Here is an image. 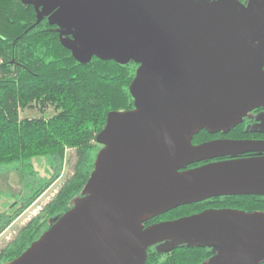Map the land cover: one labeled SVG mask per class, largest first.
Returning a JSON list of instances; mask_svg holds the SVG:
<instances>
[{
	"label": "water",
	"instance_id": "95a60500",
	"mask_svg": "<svg viewBox=\"0 0 264 264\" xmlns=\"http://www.w3.org/2000/svg\"><path fill=\"white\" fill-rule=\"evenodd\" d=\"M47 18L79 64L138 67L133 109L107 114L82 194L4 264H145L147 250L220 249L210 264L264 263V214L206 210L144 228L154 216L216 197H264V140L193 145L264 108V21L239 3L204 0H21ZM251 8V6L249 7ZM71 37V38H69ZM264 132V114L257 117ZM231 157L193 170L189 165Z\"/></svg>",
	"mask_w": 264,
	"mask_h": 264
},
{
	"label": "trees",
	"instance_id": "16d2710c",
	"mask_svg": "<svg viewBox=\"0 0 264 264\" xmlns=\"http://www.w3.org/2000/svg\"><path fill=\"white\" fill-rule=\"evenodd\" d=\"M137 67L133 62L119 65L96 58L79 64L47 19L36 24L32 6L21 0H0V175L15 172L31 190L0 212V234L60 178L67 151L75 156L73 174L0 251V264L23 253L81 196L101 148L95 138L104 128L107 114L133 109L129 87ZM26 110L40 115L21 118ZM48 110L53 111L49 117ZM250 123L243 120L231 129L229 138L252 139L246 127ZM209 139L202 131L192 144ZM35 164L44 169L45 176H40ZM216 207L264 214V197H225ZM180 211L192 212L188 208ZM217 249L183 245L158 251L152 246L145 264H204Z\"/></svg>",
	"mask_w": 264,
	"mask_h": 264
},
{
	"label": "flooded vegetation",
	"instance_id": "af4514ba",
	"mask_svg": "<svg viewBox=\"0 0 264 264\" xmlns=\"http://www.w3.org/2000/svg\"><path fill=\"white\" fill-rule=\"evenodd\" d=\"M194 1H198V0H194ZM204 1H206L207 3H217V2H235V3H239L246 11L254 13V14H259L261 16V20L264 21V0H204ZM25 5L31 6V5H28V4H25ZM250 6H251V8H249ZM45 19H47V18H45ZM53 27H55V26H53ZM55 29L60 34V31L57 29V27H55ZM60 36L64 38V36H62L61 34H60ZM263 37H264V29H263ZM69 38H71V37H69ZM263 42H264L263 39H259L255 43V45L259 46V45L263 44ZM262 114H264V108H258V109H255V110H252V111L248 112L246 117L243 118V120L248 121L249 123L251 122L249 125H246V127L248 128V130L250 132L249 136L252 137V139H249V140H254V141L264 140V132H259V129L257 127V125H258L257 117H259ZM202 131L208 133V136L210 137V139L208 141L204 142V143H207V142H210V141H214V140H223V139L224 140H236V139H233V138L232 139L229 138V132L231 131V129L227 133H224V132L221 131V132L214 133V134L210 133V132H208L206 130H201L199 132H202ZM200 144H203V142L200 143ZM200 144H193V145H200ZM261 156L263 157L264 154L263 153H260V154L247 153V154L239 155L236 158L245 159V158L261 157ZM229 159H231V157L216 158V159H212V160H209V161H202L200 163H195V164L189 165L186 168V170H193V169L199 168V167L207 165V164L218 163V162H222V161L229 160ZM236 197H243V196H236ZM223 198H225V197L211 198V199H207L205 201L196 202V203H192V204H189V205L181 206V207H178V208L173 209L171 211L159 214V215L154 216L153 218L149 219L144 224V228H148V227H151L153 225L160 224V223H163V222L173 221V220H176V219H179V218H182V217L198 214V213H201V212L206 211V210H211V209L219 210V209H222L220 207H216V205L220 204L222 202ZM182 208H188V209L192 210V212H190L187 215H180V216L172 217L170 219L166 218V217H168L170 215H173L174 213L176 214ZM172 237H173L172 239H170V240H168L166 242L162 241V242L156 243L155 245H153V247L156 248L158 251L162 250L163 247H169V248L172 247L173 244L178 243V238L174 237V236H172ZM14 239L11 242H13ZM10 243H8L6 245V247ZM214 248L216 249V247H214ZM212 251H213L212 252L213 255H212L211 259L208 260L207 262H205L204 264H210L214 260L213 258L215 256H219L220 251H222V250L220 249L219 252H218V250H212Z\"/></svg>",
	"mask_w": 264,
	"mask_h": 264
},
{
	"label": "rangeland",
	"instance_id": "374dc122",
	"mask_svg": "<svg viewBox=\"0 0 264 264\" xmlns=\"http://www.w3.org/2000/svg\"><path fill=\"white\" fill-rule=\"evenodd\" d=\"M46 116H51L53 114L52 110L45 112ZM40 114L36 110H26L20 113L21 118H34L38 117ZM42 161H45L44 159ZM37 162V161H34ZM75 164V156L73 151H67L66 162L63 172L60 178L51 185L43 195L33 203L29 208H27L4 232L0 234V251L3 250L8 243H10L19 233L26 224L36 217L39 212L48 204L56 195L58 190L61 188L63 183L73 174ZM37 170H39L40 176H45L46 173L43 168H40L35 164ZM25 183V182H24ZM29 186L24 185L21 180H19L18 175L15 172L3 173L0 175V212L5 211L7 206H10L16 200L21 199V196L29 195ZM19 204L15 205L13 210L17 209ZM189 211H180L166 217L170 219L172 217L188 214Z\"/></svg>",
	"mask_w": 264,
	"mask_h": 264
}]
</instances>
